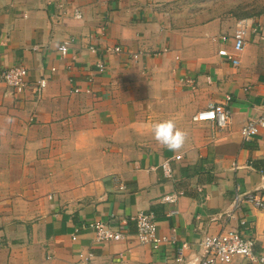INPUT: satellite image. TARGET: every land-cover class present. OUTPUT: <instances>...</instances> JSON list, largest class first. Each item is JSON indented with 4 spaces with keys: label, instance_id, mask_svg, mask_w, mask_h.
<instances>
[{
    "label": "crops",
    "instance_id": "crops-1",
    "mask_svg": "<svg viewBox=\"0 0 264 264\" xmlns=\"http://www.w3.org/2000/svg\"><path fill=\"white\" fill-rule=\"evenodd\" d=\"M185 1L0 0V68L28 69L21 94L0 83V264H69L80 251L93 253L90 264H190L204 236L238 226L223 215L236 191L264 199V130L240 132L264 110V21L249 18L257 32L233 65L211 38L234 26L185 20ZM89 46L121 51L99 72ZM209 103L230 110L226 127L193 120ZM137 211L152 212L171 241L139 243L132 222L125 239L100 243L82 230L71 239L84 221L115 225ZM237 212L264 256V210Z\"/></svg>",
    "mask_w": 264,
    "mask_h": 264
},
{
    "label": "built area",
    "instance_id": "built-area-1",
    "mask_svg": "<svg viewBox=\"0 0 264 264\" xmlns=\"http://www.w3.org/2000/svg\"><path fill=\"white\" fill-rule=\"evenodd\" d=\"M74 18H81L79 9L73 10ZM257 26L253 25L250 19H240L231 34H222L218 37H212L214 42L220 43L222 46L218 48L217 54L224 60L237 65L239 63V53L243 50L247 35L257 32ZM71 39H64L58 45L59 53L64 56L67 54L68 45ZM229 47V49L227 48ZM89 51L95 55V68L99 72L105 70V62L103 57L107 53H116L121 51L119 46L105 47L100 49L94 46H89ZM28 69L22 62H18L9 67L0 68V83L9 87L13 93L21 94L25 91L27 83ZM88 81H93L92 76ZM185 83H191L192 80L188 77L183 79ZM47 79L42 77L37 81L35 92L38 94L46 86ZM74 91H79L74 88ZM89 92V89H85ZM229 100V97H227ZM194 121L208 122L211 129H221L226 127L230 118V110L221 103H209L206 108L197 111L193 115ZM264 130V110L255 118L249 119L241 128V134L244 140H249ZM175 160L180 159L179 155L174 157ZM171 158H166L161 163V168L166 177L171 175ZM181 194V193H180ZM163 200L168 203H175L177 195H166ZM250 203L254 207L264 210V199L257 194L251 192L236 191L232 200L231 210L223 215L227 222L235 221L238 226L232 227L226 225L216 233L207 234L199 243V251L194 254L190 260V264H228L234 256L239 255L247 257L249 260L264 264V256H256L253 252V238L251 237L250 229L245 226L246 220L243 215L238 214V209L242 204ZM114 220V219H112ZM115 221V220H114ZM129 222H132L135 227V236L139 243L149 244L153 249H158L160 246L169 243L171 239L166 235L158 233L157 222L152 212L137 211L128 218H117L116 224L111 225L106 221L92 220L84 221L71 234V239L76 240L79 231L91 232L96 242H107L112 240L125 239L129 232ZM186 245L183 244L179 249L178 261H180L181 251ZM78 260L69 264H90L93 253L87 251L85 253H77Z\"/></svg>",
    "mask_w": 264,
    "mask_h": 264
},
{
    "label": "rangeland",
    "instance_id": "rangeland-1",
    "mask_svg": "<svg viewBox=\"0 0 264 264\" xmlns=\"http://www.w3.org/2000/svg\"><path fill=\"white\" fill-rule=\"evenodd\" d=\"M181 7L185 20L206 22L221 19L228 27H235L240 19L264 21V0H186ZM181 16V19L183 18Z\"/></svg>",
    "mask_w": 264,
    "mask_h": 264
}]
</instances>
